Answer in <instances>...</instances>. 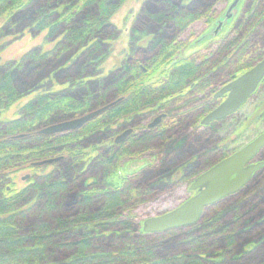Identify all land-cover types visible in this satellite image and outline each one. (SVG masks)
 I'll return each mask as SVG.
<instances>
[{
  "label": "trees",
  "instance_id": "obj_1",
  "mask_svg": "<svg viewBox=\"0 0 264 264\" xmlns=\"http://www.w3.org/2000/svg\"><path fill=\"white\" fill-rule=\"evenodd\" d=\"M80 1L56 13L49 4L51 0H47L36 11L32 25L40 33L47 31L45 40L52 41L60 34L61 25L67 24L61 38L49 51L33 48L20 62L0 63V264H225L230 261L240 229L242 208L236 202L240 191L206 207L194 225L160 233L139 232L133 211L155 189L137 186V176L121 178L120 168L124 160L158 149V141L165 145L182 136L188 127L201 123L221 102L215 98L216 87L230 82L264 57V0H256L243 14L240 27L186 58L180 57L189 44L186 34L192 35L195 24L207 18L211 8L191 9L190 5L163 0L165 12L156 21L159 25H173L179 31L176 36L156 34L147 49H131L122 69L101 80L97 91L92 90L90 82L82 81L81 98L68 93H41L28 100L16 117H3L5 110L32 91L22 92L15 86L12 68L18 63L23 67L29 59L46 61L78 46L98 53L102 61L108 56L97 37L106 34L104 26L117 5L108 0H84L79 5ZM31 3L32 0H0V17ZM95 3L98 15L88 14L84 21L72 26L75 15ZM108 34V39H117L115 33ZM4 38L1 27L0 42ZM263 88L264 80L258 90ZM110 98H114L113 102L120 100L80 129L53 135L39 133L45 126L89 112L93 101L96 108L105 106ZM157 109L171 114L165 111L167 117L157 126H146L123 143L111 144L108 153H103L101 147L96 150L92 161L99 172L93 176V191L81 193L79 211L67 214L58 197L68 189L76 192L77 185L66 179L63 161L70 159L79 165L78 156L84 153L83 140L87 136L120 121L153 114ZM234 115L213 121L204 127L202 136L218 137L224 123ZM226 146H211V152L221 155L219 161L236 151ZM57 157L62 159L49 164L54 171L34 175L21 190L11 189L13 184L4 175L7 171ZM76 176L80 179L81 173ZM62 249L70 252L61 254L58 251Z\"/></svg>",
  "mask_w": 264,
  "mask_h": 264
},
{
  "label": "rangeland",
  "instance_id": "obj_2",
  "mask_svg": "<svg viewBox=\"0 0 264 264\" xmlns=\"http://www.w3.org/2000/svg\"><path fill=\"white\" fill-rule=\"evenodd\" d=\"M46 1L32 0L29 6L11 10L0 17V28L2 27L5 33V38L0 42L1 65L8 61L20 62L22 56L33 48L40 47L42 52L49 51L61 38L60 34L67 29V24L61 25L60 34L52 41L45 40L47 31L40 33L32 25L36 11L46 4ZM79 1L51 0L49 4L56 10V13H60L68 4ZM83 1H80L79 5H82ZM174 1L181 6L190 5L191 9L211 8L207 14L209 16L195 24L192 35L186 34L189 44L180 53L181 58H186L204 49L211 42L221 40L229 31L240 27L243 14L251 9L256 0H239L231 11L232 18L228 20L224 16L235 0ZM108 2L117 5V10L104 26L106 34L103 33L97 37V40L102 42L103 53L108 55L106 59L102 61V56L99 57L98 53L93 54L92 50L87 52L78 46L70 52L57 53V56L48 58L46 61L33 62L29 59L23 67L18 63L12 68L15 86L22 92L29 90L33 92H29L30 94L24 96L23 100L5 110L3 117L7 119L16 117L20 108L28 100L41 93L55 92L54 94L60 95L68 93L81 98L84 93L83 86L80 84L82 81L90 82L92 90L97 91V84L101 80H107L110 75L122 69L121 66L129 57L131 49H147L156 34H164L172 38L179 32L173 25H167V27L166 23L162 25L157 23L156 20L165 12L166 5L163 0H125L122 3L120 0H108ZM98 10L97 3H95L92 7L79 11L73 18L72 26L80 24L88 14L96 17ZM223 21L225 22L219 28L217 22ZM108 33H115L117 39H108ZM261 40L264 45V37ZM89 63L92 64L90 68L86 67ZM221 87L222 85L219 84L215 92ZM110 99L109 104L114 98ZM220 100L223 101V97ZM96 107V102L93 101L89 111L97 109ZM154 111L153 114L145 117L120 121L109 128L87 136L83 140V146L86 147L84 153L78 156L81 160L79 165L70 159L63 161L66 179L77 185L76 192H69L68 189L61 192L58 197L59 202H64L67 214L79 211L77 203L81 193L93 191L91 186L95 181L93 176L99 172L96 162L92 161L96 156V150L101 147L103 153H108L116 137L125 130L132 129L134 133L136 130L149 127V124L159 115L167 117V114H171V111L166 110ZM55 119L57 120L54 116ZM204 127L201 123L190 126L182 136L169 140L165 145L161 143L162 141H158L156 144L158 149L155 151H148L136 158L123 161L120 168L121 178L137 176L138 179L135 181L137 186L145 185L155 189V193L148 196L146 202L133 211L132 217L137 218V231L143 232V222L147 218L170 212L197 193V190L190 189L191 184L213 164H217L221 157L218 152H211V146L217 143L219 147L227 145V149L239 150L264 132V88L258 90L256 96H251L235 112L234 117L224 123L218 137L204 138L202 136ZM256 161L264 163V147L255 158ZM52 171H54L52 165L37 166L36 163H31L11 169L4 175L13 184L11 189L21 190L29 185L34 175L47 174ZM77 173H81L78 180ZM65 193L67 195L63 198ZM236 202L241 205L242 219L240 229L236 232L235 249L232 251V256L229 254L230 261L225 264H262L264 262V164L240 191ZM58 252L66 254L70 250L62 249Z\"/></svg>",
  "mask_w": 264,
  "mask_h": 264
},
{
  "label": "water",
  "instance_id": "obj_3",
  "mask_svg": "<svg viewBox=\"0 0 264 264\" xmlns=\"http://www.w3.org/2000/svg\"><path fill=\"white\" fill-rule=\"evenodd\" d=\"M238 2L239 0H235L228 9V13L224 16L227 20L232 18L231 11ZM224 22L225 21L217 22V26L220 28ZM263 80L264 57L250 69L224 84L215 93V98L223 97L224 100L202 119L201 124L208 126L213 121H220L237 112L258 90ZM119 100L78 117L45 126L39 133L53 135L80 129L89 121L116 104ZM162 117H164V115H159L149 124V127L157 126ZM132 132V129L125 130L116 137L115 143L123 142ZM263 147L264 132L260 133L247 145L199 175L190 186V189L193 191L197 190V193L179 207L165 214L149 217L144 220L142 226L143 232L159 233L196 224L206 207L240 191L249 182L256 171L263 166V161L254 162L255 157ZM60 159V157L50 158L37 162L36 164H51Z\"/></svg>",
  "mask_w": 264,
  "mask_h": 264
},
{
  "label": "flooded vegetation",
  "instance_id": "obj_4",
  "mask_svg": "<svg viewBox=\"0 0 264 264\" xmlns=\"http://www.w3.org/2000/svg\"><path fill=\"white\" fill-rule=\"evenodd\" d=\"M255 93H256V92H255ZM162 118H163V117H162ZM161 120H162V119H161ZM205 127H207V126H205ZM150 128H152V127H150ZM131 134H133V133H131ZM131 134H130V135H131ZM130 135H129V136H130ZM129 136H128V137H129ZM128 137H127V138H128ZM125 140H126V139H125ZM125 140H124V141H125ZM124 141H123V142H124ZM123 142H121V143H123ZM114 143H115V140H114ZM115 144H120V143H115ZM261 150H262V149H261ZM261 150H260V151H261ZM260 151H259V153H260ZM259 153H258V154H259ZM258 154H257V156H258ZM257 156H256V157H257ZM256 157H255V158H256ZM254 162H255V160H254ZM256 162H257V161H256ZM256 172H257V171H256ZM255 174H256V173H255ZM255 174H254V175H255ZM254 175H253V177H254ZM253 177H252V178H253ZM252 178H251V179H252ZM251 179H250V180H251ZM250 180H249V182H250ZM249 182H248V183H249ZM248 183H247V184H248ZM247 184H246V185H247ZM246 185H245V186H246ZM245 186H244V187H245ZM244 187H243V188H244ZM243 188H242V189H243ZM242 189H241V190H242ZM241 190H240V191H241ZM238 192H239V191H238ZM238 192H237V193H238ZM227 197H228V196H227ZM225 198H226V197H225ZM223 199H224V198H223ZM159 233H160V232H159Z\"/></svg>",
  "mask_w": 264,
  "mask_h": 264
}]
</instances>
